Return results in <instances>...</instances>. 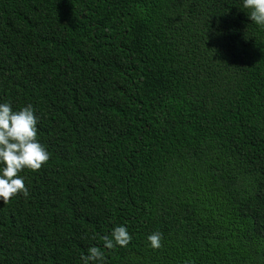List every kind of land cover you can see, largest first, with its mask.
<instances>
[{"label": "trees", "instance_id": "1", "mask_svg": "<svg viewBox=\"0 0 264 264\" xmlns=\"http://www.w3.org/2000/svg\"><path fill=\"white\" fill-rule=\"evenodd\" d=\"M250 11L0 0V103L32 105L49 153L19 173L27 196L0 200V264H84L92 246L104 260L89 264H264V26ZM120 225L131 241L105 248Z\"/></svg>", "mask_w": 264, "mask_h": 264}, {"label": "clouds", "instance_id": "2", "mask_svg": "<svg viewBox=\"0 0 264 264\" xmlns=\"http://www.w3.org/2000/svg\"><path fill=\"white\" fill-rule=\"evenodd\" d=\"M243 7L251 10V21L264 26V0H243ZM37 123L31 104L14 111L10 103H0V165H3L0 168V200L5 203L17 194L28 195L24 179L19 175L23 169L38 171L49 160V153L37 139ZM101 239L105 248L112 249L117 245L126 247L131 235L125 226L120 225L112 230L111 238L103 236ZM161 239L159 232L147 237L154 249L162 246ZM81 258L84 264L102 262L104 254L92 246Z\"/></svg>", "mask_w": 264, "mask_h": 264}]
</instances>
